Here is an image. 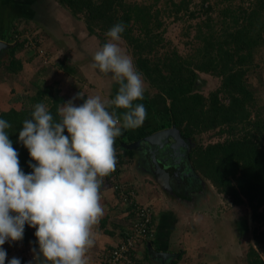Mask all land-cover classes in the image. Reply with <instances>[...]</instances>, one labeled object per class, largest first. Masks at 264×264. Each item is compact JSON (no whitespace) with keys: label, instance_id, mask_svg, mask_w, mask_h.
<instances>
[{"label":"trees","instance_id":"obj_1","mask_svg":"<svg viewBox=\"0 0 264 264\" xmlns=\"http://www.w3.org/2000/svg\"><path fill=\"white\" fill-rule=\"evenodd\" d=\"M56 1L60 8L82 20L90 35L102 40L107 39L106 32L114 24H125L122 39L136 68L153 89L154 93L146 100L159 123L152 131L142 125L136 128V141L176 126L184 139L191 144L196 142L188 156L193 170L225 201L252 211L256 228L253 238H248L245 264H264V100L249 80L250 74L264 63H256L257 54L264 50V0H201L199 4L195 0H164L162 5L161 0ZM172 18L171 23L186 20L182 38L193 34L191 41L184 44L189 48L188 54L165 38L169 29L167 19ZM6 39L10 45L9 59L0 60V69L12 75L20 74L24 66L16 55L24 51L28 40L13 44L16 36ZM57 66L69 75L75 74L66 62ZM201 74L220 80L218 88L208 95L200 90L204 85ZM86 99V95L77 99L78 106ZM21 100L20 109L3 111L0 118L10 123L6 131L19 153L20 168L29 174L32 172L29 164L35 161L19 142L23 121L31 119L37 103H43L58 122V109L69 100L58 87L48 84ZM128 135L129 130H122L114 144L122 169L126 159L134 155L124 147L129 144ZM206 135L217 140L206 143ZM107 177L111 183L112 173ZM122 206L133 221L132 207ZM34 233V228L26 224L22 240L7 241L5 264L12 259L9 257L12 248L8 245L19 250H38ZM132 256L144 262L138 257L137 249L132 251Z\"/></svg>","mask_w":264,"mask_h":264},{"label":"clouds","instance_id":"obj_2","mask_svg":"<svg viewBox=\"0 0 264 264\" xmlns=\"http://www.w3.org/2000/svg\"><path fill=\"white\" fill-rule=\"evenodd\" d=\"M125 28L114 24L92 57L91 67L119 85L114 99L89 96L77 106L73 101L83 99L77 93L59 107L58 122L43 103L23 121L19 142L35 161L31 173L20 168L6 131L11 125L0 118V246L22 240L27 224L36 229V264H88L93 228L104 215L100 188L117 163L115 140L148 118L145 105L134 103L144 98L143 74L119 45ZM117 109L126 111L118 115ZM6 257L0 247V264ZM8 264L20 260L13 257Z\"/></svg>","mask_w":264,"mask_h":264},{"label":"rangeland","instance_id":"obj_3","mask_svg":"<svg viewBox=\"0 0 264 264\" xmlns=\"http://www.w3.org/2000/svg\"><path fill=\"white\" fill-rule=\"evenodd\" d=\"M43 1V4L42 1H40L39 6L42 8L39 9L37 13L36 9L39 6H36V4L38 3L34 5V0H32V14L35 12L32 17L33 19L30 18L31 20L28 19V22H25L22 17L24 14H17V12L14 11L11 20L12 26H7L11 28L10 35L16 36L17 38L16 41H12L13 44L18 40L23 41L26 39L28 41L25 44L26 47L24 51L16 55L17 58L22 60L24 66L19 76L7 73L4 68L2 70L0 69V81L5 80L7 81L6 83H8L6 86L0 85V114L11 108L20 109L22 107V100L19 99L34 95L39 86H45L43 84L41 85V82L47 83L48 80H51L48 85L54 87H56V85L53 83V80L59 81L58 84L60 85H57V87L59 86L61 88L62 96L65 95L68 99L75 97L83 86L79 79L82 82H87V80H84V77H82V74L79 72L74 75H67V73L65 74L64 72L57 73L56 67H58L57 65L60 62H66V64L72 66H79L83 72L87 73L89 85H86L89 87L90 84H92V86H90V88L86 86V88L82 90V95L85 94L88 97L99 95L102 100L114 99L119 85L112 81L109 76H105L99 73L98 69H93L91 67L93 62L92 57L95 51L107 42L108 37L102 40L100 37L90 35L85 23L82 20H75L72 18L68 10L58 7L59 4L56 0ZM133 1L142 2L144 0ZM200 1L201 0H195V3L199 4ZM25 2L26 1H24V3ZM28 2L27 0L25 3L27 7L30 6V2ZM163 2L164 0H161V5ZM50 5L55 6L56 9L60 8L63 10V13L60 9L58 10L61 14L56 13L60 16V21L63 22L61 24L62 26H56L54 24H46V26H44L47 12L48 20L52 13V10H48ZM18 17H20L19 20H17ZM173 21V18L171 20L167 19V26L169 29L165 33V38L167 41H171L173 46L179 45L183 54H188L189 48L184 44L185 41H191L193 34L190 37L182 38L181 34L183 28L186 27V20L180 23L176 21L171 23ZM181 38L182 44L180 42ZM119 45L124 52L130 55L123 39L119 41ZM262 52V54H257L256 63L264 62V50ZM7 59H9V56L7 52H5L1 55L0 60ZM47 66L49 67L47 68ZM51 76H53V80ZM200 76L204 81V85L200 90L206 95L216 90L220 85V80L217 78H213L206 74H201ZM249 78L252 86L260 91L261 98L264 100V63H262L261 68L251 73ZM144 87L145 94L142 100L154 93L153 89L149 87V84L145 80ZM73 102L77 103L78 100H74ZM148 121L147 123H150V119ZM213 140L216 141L217 138L211 139L209 135H206V143L212 142ZM188 144L191 149V145L193 146L196 142H192L191 144V142L188 141ZM193 186L191 185L190 188L186 190L182 189L181 193L183 194H181V200L185 201V198H187L186 195L194 192V190L191 189ZM210 191L202 190L201 192L202 194L209 195V200H211L210 204L206 206L210 215L206 217L201 215L202 219H198V222L193 223L190 227L191 231L197 234V237L200 239L204 238L207 245H210V249H200V254L204 258H210L211 262L214 261L212 264H221L223 261H225V264H245L244 258L248 247V238L249 236L253 238V232L256 228V223L254 222L253 231H251L249 224L251 210L246 207L234 206L232 203L225 201L221 196L215 195V191V193ZM218 208L223 212L220 219H218Z\"/></svg>","mask_w":264,"mask_h":264},{"label":"crops","instance_id":"obj_4","mask_svg":"<svg viewBox=\"0 0 264 264\" xmlns=\"http://www.w3.org/2000/svg\"><path fill=\"white\" fill-rule=\"evenodd\" d=\"M24 1L27 2V0H0L1 42L8 44L6 38L10 36L11 28L7 26H12L11 20L14 11H16L17 14L23 13L24 16L22 17L24 18L25 22H28L27 20L30 18L33 19L32 17L34 16L35 12L32 14V0H28L30 2H28L30 4L29 7H27L25 4L26 2L24 3ZM40 1H42V4L44 3L43 0H34L33 4L35 5L38 3L36 6H39ZM58 7L61 6L59 5ZM41 8L42 7L39 6L36 9V12L38 13L39 9ZM55 9V6L52 5L48 7V10H52V13L48 20L47 12V16H45L46 23L44 26H46V24L62 26L61 24L63 22L60 21V16H58L56 13L61 14L63 10H61L62 8H59L61 11L60 12L58 11L59 9ZM71 17L74 18L73 16ZM19 18L20 17H18L17 20H19ZM74 19L76 20V18ZM7 50L8 48L3 49L0 52V57L2 54L7 52ZM48 67L49 66H47V68ZM72 68L75 70V74L79 72L82 74V77H84V80H87V82H82L79 79L83 85V88L81 87L79 90L82 94V90H84V88L89 85L87 73L83 72L79 66L74 65ZM56 69L57 73L64 72L58 69V67H56ZM17 75L19 76V74ZM51 79L53 80V76H51ZM50 81L51 80H48L47 83L41 82V85L43 84L46 86ZM6 82L7 81L5 80L0 81V85H8ZM58 82V80H53V83H55L56 87L57 85H60ZM90 86H92V84H90ZM90 86H87V88H90ZM58 88L61 90L59 86ZM146 99L147 98L144 100L134 101V103H143L145 105L146 109L148 110V118L142 124V126L145 128V130L152 131L159 126V123L154 116L152 108L148 104V100ZM67 100L70 99L67 98ZM74 104L78 106V102ZM124 111L126 110L117 109L118 115ZM149 119L150 123H147L149 122ZM136 136L137 132L135 129L129 130V144L138 142L136 141ZM133 153V157L129 160L126 159L127 163L120 171L118 176L119 181L126 190H132L135 192V200L137 202H139L141 205L148 206L153 210L155 228L154 238L149 241L144 240L139 244L137 248L138 257L141 258L146 264L214 263V261H210V258L205 257V259L200 254V249H210V245H207V242L204 241V238L200 239L197 237V234L192 232L190 228L193 223L198 222V219H202L201 215H203V217L210 215L206 206L210 204L211 200H209V195L202 194L201 192L202 190L210 191L211 189H214V187L208 181L202 180V178L193 170L190 161L186 160V162H184L183 157L170 158L167 161L170 171L168 176L164 179L158 172L157 165L155 164V161L152 157L153 153L150 152V150L133 151ZM162 167L164 170L166 169L164 165H162ZM191 185H194L193 188H191L194 190V192L187 194L185 201L181 200V194H183L181 193L182 189L186 190L190 188ZM211 191H213V193L216 192L215 190ZM100 195V202L104 208V215L99 220V223L93 228L94 245L86 254L88 264H102L105 255H107L109 251H111L121 242L126 232H129L132 222V217L126 210V207L119 204L116 193L112 188V184L108 181V177L103 178V183L100 188ZM215 195L219 196L217 193H215ZM218 213V219H220L223 215V212H221L219 208ZM35 231L36 229L34 228V232ZM6 244L7 241L3 245L4 250H7ZM150 246L154 251L168 255L162 258L159 256H152L149 251ZM8 247L12 248V251L9 254L10 258H18L20 260V264H30V262L31 264H36L33 259L34 253L32 250H24L23 248L19 250L17 247H11V245H8ZM224 262L225 261H223L221 264H225Z\"/></svg>","mask_w":264,"mask_h":264},{"label":"built area","instance_id":"obj_5","mask_svg":"<svg viewBox=\"0 0 264 264\" xmlns=\"http://www.w3.org/2000/svg\"><path fill=\"white\" fill-rule=\"evenodd\" d=\"M122 169L121 160L117 159L115 170L112 172L111 184L116 196L122 205L132 207L134 219L129 235L105 256L104 264H146L132 256L141 242L149 241L155 236L154 213L148 206L137 202L136 194L132 190H126L119 181V173Z\"/></svg>","mask_w":264,"mask_h":264},{"label":"water","instance_id":"obj_6","mask_svg":"<svg viewBox=\"0 0 264 264\" xmlns=\"http://www.w3.org/2000/svg\"><path fill=\"white\" fill-rule=\"evenodd\" d=\"M9 46L10 45L0 41V52L3 49L9 48ZM188 141L189 140L183 138L181 130L179 128H177L176 126H172L169 129L151 134L150 136H147L146 138L138 142L127 144L124 147L131 151L150 150V152L153 153L152 157L155 161V164L157 165L159 174L165 179L170 171L169 165H167V161L170 158L184 157L185 153L188 152V150L186 149V147H189ZM188 156L189 152L186 155V160H188ZM162 165L166 167L165 170L163 169ZM249 224L251 227V231H253L254 220L252 211L249 216ZM149 251L152 256H159L161 258L168 255L165 253L154 251L151 246Z\"/></svg>","mask_w":264,"mask_h":264},{"label":"flooded vegetation","instance_id":"obj_7","mask_svg":"<svg viewBox=\"0 0 264 264\" xmlns=\"http://www.w3.org/2000/svg\"><path fill=\"white\" fill-rule=\"evenodd\" d=\"M186 149L188 150V152H190V146L189 147H186ZM185 151V150H184ZM184 158V162H186V153H185V156L183 157ZM172 170V169H171Z\"/></svg>","mask_w":264,"mask_h":264}]
</instances>
